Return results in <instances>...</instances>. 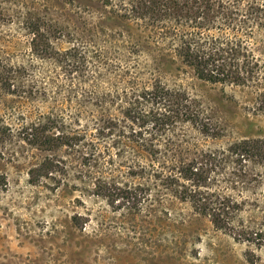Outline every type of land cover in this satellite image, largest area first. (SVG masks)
Masks as SVG:
<instances>
[{
  "label": "rangeland",
  "instance_id": "374dc122",
  "mask_svg": "<svg viewBox=\"0 0 264 264\" xmlns=\"http://www.w3.org/2000/svg\"><path fill=\"white\" fill-rule=\"evenodd\" d=\"M138 1L0 0V66L14 68L0 81V264H264V155L231 151L244 139L264 138V110L253 109L249 89L201 79L175 52L163 57L162 43L153 38L161 28H146L132 16ZM223 1L235 12L232 25L264 61V0ZM128 44L143 48L129 53ZM97 51H108L116 64L137 66L136 86L160 79L200 107L207 131L185 123L193 141L172 145L155 169L173 172L181 161L220 151L202 187L207 208L176 199L148 171L126 175L115 148L86 165L89 145L48 149L30 140L25 128L60 113L59 98L74 105L98 89L112 109L130 100L131 94L109 100L107 83L95 85L90 60ZM57 161L58 168L41 175ZM151 161L145 154L144 163ZM99 177L121 187H149L151 199L161 202L130 208L126 191L98 193ZM180 181L175 187L191 183ZM223 203L230 204L229 225L212 220Z\"/></svg>",
  "mask_w": 264,
  "mask_h": 264
},
{
  "label": "trees",
  "instance_id": "16d2710c",
  "mask_svg": "<svg viewBox=\"0 0 264 264\" xmlns=\"http://www.w3.org/2000/svg\"><path fill=\"white\" fill-rule=\"evenodd\" d=\"M179 4L176 0H140L132 5L131 14L146 28L152 24L161 28V35L153 38L162 43L163 57L175 52L186 65L192 67L199 78L249 89L254 94L253 109L263 111L264 61L252 51L245 34L232 25L235 12L225 10L223 0L217 3L215 0H191L189 5L181 4L183 7ZM215 30L219 32L215 33ZM251 32L246 33L249 35ZM133 46L128 44L129 53H137L143 48L138 44ZM81 47L75 43L72 48L81 53ZM48 54L46 49L45 55ZM169 60L174 61L172 57ZM90 62L93 63L91 70L95 85L99 87L107 83V88L111 90L113 95L109 100L131 94L130 100L112 109L107 103L108 94L98 89L90 95L77 98L74 105L67 104L65 98H59L60 113L42 122H31L25 128L30 140L48 149L89 145L93 152L85 153L82 157L86 165L95 156L100 158L106 153L111 154L115 148L117 156L122 159L119 164L126 163V175L148 171L163 180V185L171 189L176 199L187 201L198 210L207 208L208 202L202 187L206 186L209 179L210 164L214 165L212 159L220 151H205L202 154L203 160L193 158L181 161L174 165L173 172L164 173L155 169L157 159L161 155L165 157L172 145L180 143L188 147L193 141L184 129L185 123L190 121L200 131H207L202 111L188 92L168 86L160 79L136 86V75L140 69L128 64H116L108 51H97ZM161 66H154V69H160ZM23 71L25 73L27 70L24 68ZM13 72V67L0 66V81L9 80ZM231 151L244 157L263 156L264 138L244 139L232 144ZM221 152L225 154V150ZM145 154L152 160L147 164L144 163ZM58 162L46 167V173L41 175H47L58 168ZM40 167L45 168V165L41 164ZM34 171H29L31 177ZM181 178L191 183L186 184L184 181L179 188L175 187ZM95 188L105 196H113L116 191H126L131 201L130 208H141L144 201L161 202L158 198L151 199L150 188L144 185L121 187L115 180L99 177ZM217 208L222 210L214 213L216 216H213V222L229 225L230 204L223 203Z\"/></svg>",
  "mask_w": 264,
  "mask_h": 264
}]
</instances>
